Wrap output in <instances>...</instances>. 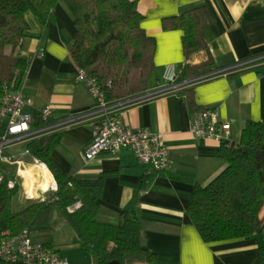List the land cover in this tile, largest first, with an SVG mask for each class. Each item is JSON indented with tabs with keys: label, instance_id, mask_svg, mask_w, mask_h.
I'll return each instance as SVG.
<instances>
[{
	"label": "crops",
	"instance_id": "crops-1",
	"mask_svg": "<svg viewBox=\"0 0 264 264\" xmlns=\"http://www.w3.org/2000/svg\"><path fill=\"white\" fill-rule=\"evenodd\" d=\"M198 4H206L213 15V21L204 30L209 49L194 53L191 59L192 63H201L211 57L212 64L204 67L201 74L264 55V0H139V9L145 16L142 25L157 38L156 68L149 88L164 83L167 63H175L181 74L186 61L184 31L164 30L163 18ZM53 12L55 20L47 24L32 11L26 15L30 35L25 39L23 52L32 56V60L22 90L33 104H27L24 110L39 119L43 106L50 104L55 111L52 120L65 123L72 115L93 109L97 101L79 81L80 68L70 55V47L77 37L74 15L65 1H60ZM210 106L217 108L221 119L231 124L232 138L239 141L248 120L264 118V59L121 110L120 116L126 124L149 127L160 133L170 152L168 170L141 163L130 148L102 151L87 159L85 149L100 121L92 116L86 121L61 126L62 142L52 152L51 159L43 154L31 155L23 146L15 147L12 155L21 160L22 169L16 164L9 165L16 166L22 179L10 178V184L21 183L25 202L44 198L24 197L31 181L23 168L30 170L39 183L44 182V169H48L55 191L57 179L52 162L76 177L94 178L106 173L103 194L99 198L101 219L116 222L124 209L134 210L142 224L141 247L155 253L160 263L261 264L259 251L264 246V230L251 237L206 242L187 210L195 186L193 181L181 176L207 184L228 164L219 155L221 142L197 141L191 132L193 114ZM45 189L48 192L45 198H48L51 194ZM42 233L48 238L40 240L54 245L66 256L60 251L63 239L55 235L56 230ZM72 235L76 236L74 230Z\"/></svg>",
	"mask_w": 264,
	"mask_h": 264
},
{
	"label": "trees",
	"instance_id": "trees-1",
	"mask_svg": "<svg viewBox=\"0 0 264 264\" xmlns=\"http://www.w3.org/2000/svg\"><path fill=\"white\" fill-rule=\"evenodd\" d=\"M60 1L68 5L77 28L70 55L80 69L103 84L107 101H124L147 90L156 68L157 38L142 25L145 16L139 9V0H0V105L6 86H22L32 60L23 52L30 35L27 12L32 11L47 24L55 20L53 9ZM212 21L206 4L163 18L164 30L184 31L186 61L180 74L182 80L200 75L204 67L212 64L211 57L201 63L191 62L194 53L209 49L204 30ZM42 123L41 118L36 119L34 126ZM5 126L0 117V136ZM62 137L61 130L37 136L26 143L28 153L51 159ZM221 143L219 155L228 164L213 180L201 184L193 177L181 176L194 183L187 210L206 242L251 237L264 230V118L248 120L239 141L231 138ZM52 164L57 179L55 193L32 199L22 208L14 206L22 185H11L5 174L0 183L2 229L17 233L28 228L37 237L36 230L45 232L65 220L98 264H162L155 253L142 249V224L134 210L124 209L116 222L101 219L99 198L106 173L81 178ZM78 201L81 205L69 210ZM259 255L264 264V246Z\"/></svg>",
	"mask_w": 264,
	"mask_h": 264
},
{
	"label": "built area",
	"instance_id": "built-area-1",
	"mask_svg": "<svg viewBox=\"0 0 264 264\" xmlns=\"http://www.w3.org/2000/svg\"><path fill=\"white\" fill-rule=\"evenodd\" d=\"M43 50V48L40 49L41 54H43ZM263 59L264 55H260L184 80L180 78V72L175 63L170 62L164 68V83L150 87L144 92L120 102L107 101L103 84L95 77L90 76L87 71L80 69L78 79L96 98L95 107L87 112L72 115L64 123L52 120L55 115L54 108L50 104H46L40 112L43 123L39 126H34L36 120L34 114L24 110L25 106L33 104V101L26 97L22 86L17 89L6 86L5 95L0 105V117L6 125L0 136V183L5 177L4 164H16L19 170L22 169L21 160H16L12 155V150L15 147L23 146L28 152L26 143L29 140L58 131L66 123L86 121L92 116L100 118V121L95 125L93 138L85 149L84 155L87 159L94 158L102 151L117 152L122 148H130L141 163L151 164L159 170L167 169L170 166V152L160 133L149 127L126 124L120 116L121 110L137 102L177 92L208 77L248 67ZM108 84L110 85L111 81ZM191 132L197 141L213 139L222 142L232 138L231 124L222 120L219 110L212 106L205 107L193 114ZM81 203L78 201L68 208L71 211L75 210ZM0 261L12 264H71L70 259L61 255L55 246L38 240L28 228L12 233L10 230L0 227Z\"/></svg>",
	"mask_w": 264,
	"mask_h": 264
},
{
	"label": "rangeland",
	"instance_id": "rangeland-1",
	"mask_svg": "<svg viewBox=\"0 0 264 264\" xmlns=\"http://www.w3.org/2000/svg\"><path fill=\"white\" fill-rule=\"evenodd\" d=\"M3 169L9 178L18 181L22 179L19 176L15 165L4 164ZM22 191L23 188H21V192ZM21 192L19 196L14 200L15 208H22L23 206L26 205V203L32 200L29 199L23 202V193ZM57 224L55 225L56 227H54L55 229H50V231L56 230L55 235L63 239L61 241L62 244L60 245L62 250L60 251L70 259V262H72V264H98L96 262V259L86 251L85 247L81 243L74 241L75 235H72L73 229L70 224H68L66 221H59ZM35 234L38 237V239L48 238L47 235L43 234L41 231L38 230L35 231ZM141 264H150V263L142 262Z\"/></svg>",
	"mask_w": 264,
	"mask_h": 264
},
{
	"label": "bare ground",
	"instance_id": "bare-ground-1",
	"mask_svg": "<svg viewBox=\"0 0 264 264\" xmlns=\"http://www.w3.org/2000/svg\"><path fill=\"white\" fill-rule=\"evenodd\" d=\"M40 168H43V165H40ZM44 170H46V174L44 176L45 180L43 183H39L38 179L30 172V170L23 168V171L27 174V176L29 177L31 181V185L26 189L24 193L25 198H27V196L45 198L46 197L45 192L47 191L45 188H48L51 196L53 195L55 191L53 177L51 176L48 169H44Z\"/></svg>",
	"mask_w": 264,
	"mask_h": 264
},
{
	"label": "water",
	"instance_id": "water-1",
	"mask_svg": "<svg viewBox=\"0 0 264 264\" xmlns=\"http://www.w3.org/2000/svg\"><path fill=\"white\" fill-rule=\"evenodd\" d=\"M44 192H45V191H44ZM47 193H48V192L46 191V192H45V196L47 195ZM78 239H79L78 236H74V240H75V241H77Z\"/></svg>",
	"mask_w": 264,
	"mask_h": 264
}]
</instances>
